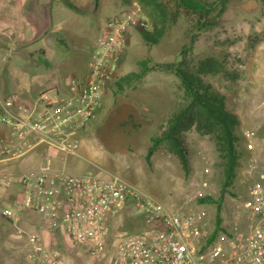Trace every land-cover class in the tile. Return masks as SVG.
<instances>
[{"label": "built area", "instance_id": "2783aa9c", "mask_svg": "<svg viewBox=\"0 0 264 264\" xmlns=\"http://www.w3.org/2000/svg\"><path fill=\"white\" fill-rule=\"evenodd\" d=\"M151 28L142 5L134 0L104 23L87 72L67 77L66 91H42L31 105L13 96L1 102L0 164L22 159L40 147L65 157L58 162L50 156L18 177H0V188L19 183L12 205L0 197V216L16 219L21 212L32 211L45 229L62 231L101 264H264V159L253 154V142L247 145L251 155L240 166L246 197L234 215L235 225L223 223L224 229L212 240L214 225L205 210L170 209L119 173L104 175L94 169L77 173L65 161L79 155L81 135L120 77L134 33ZM254 136L247 133L249 140ZM201 186L199 197L205 196L209 181ZM124 212L140 219L143 227L113 234L112 223ZM28 256L36 264H65L59 251L37 233L28 236Z\"/></svg>", "mask_w": 264, "mask_h": 264}, {"label": "rangeland", "instance_id": "374dc122", "mask_svg": "<svg viewBox=\"0 0 264 264\" xmlns=\"http://www.w3.org/2000/svg\"><path fill=\"white\" fill-rule=\"evenodd\" d=\"M89 1L77 0L79 4H86L81 12L63 1L59 2V7L51 9L52 13L49 12L52 15H49L50 22L66 21L71 19L70 14H74L86 22L89 29L85 46L74 47L80 49V54L76 59L78 62L72 60L67 69L68 77L80 76L83 74L81 71L88 68L90 44L96 39L99 26L101 29L108 18L126 11L134 0ZM165 1L175 12V23L159 44L149 45L143 41L140 33H134L120 77L111 85L97 116L81 135L79 155L68 156L65 161L77 173L93 169L104 175L109 171L119 173L139 184L170 209H203L214 225L216 205L198 202V192L202 190L201 184L205 180L209 181V187L204 189L205 195L218 197L220 192V160L212 138L195 129L183 134L189 150V172L182 168L165 143L155 150L151 163L147 161L148 148L152 138L161 132L165 120L183 103L181 79L168 65L179 63L186 52V63L192 68H197L199 61L208 57L217 58L227 67L228 73L206 75L205 81L226 96L228 109L239 116L237 133L240 147L245 153L242 164L251 155L247 147L251 142L254 144L253 154L260 160L264 159V0H228L221 22L214 28L200 32L193 42L190 29L198 15L176 10L173 0ZM39 27L40 23H36L35 32ZM7 60L6 70L0 67V84L4 82L7 92H12L19 80H27L29 74L35 76L40 67L39 57L14 53ZM143 60H147L150 66H157L137 85H125L120 89L117 81L130 72L139 71ZM13 72L21 77H12ZM49 87L44 89L50 90ZM249 132L255 133L253 139H248ZM38 150H33L31 154L37 157L40 154ZM47 150V156L54 157L58 162L65 157ZM74 161L76 164L72 165ZM241 173L242 168L239 167L233 188L235 194L226 196L221 212L222 223L230 227H234V215L246 197L244 184L240 182ZM16 186L14 184L10 188L15 193L19 191ZM14 197L12 195V200ZM26 214L40 219L32 211ZM112 224L113 234L118 231L137 232L143 227L140 219L126 212ZM55 233L60 245L51 247L45 244L57 249L65 264L68 260L70 264L84 263L69 252L93 259L84 245L73 244L62 231ZM109 248H114L112 241ZM96 262L101 264V260Z\"/></svg>", "mask_w": 264, "mask_h": 264}, {"label": "crops", "instance_id": "0c3cea01", "mask_svg": "<svg viewBox=\"0 0 264 264\" xmlns=\"http://www.w3.org/2000/svg\"><path fill=\"white\" fill-rule=\"evenodd\" d=\"M60 1L78 12L86 5L85 2L79 4L77 0H0V67L6 70L7 58H11L14 53L40 58V67L36 73L34 72L35 76L32 75V78L29 74V78L24 82L22 80L16 82L12 92H7L3 86L4 82L0 84V104L5 98L13 96L26 105H31L35 97L46 91L44 88L49 86L51 91H66V78L69 75L67 69L72 60L78 62L76 59L80 54V49L76 50L74 47L85 46L89 29L86 22H82L74 14L69 15L71 18L69 20L50 22L51 9L59 7ZM36 23H40V27L35 32ZM99 30L100 26L98 34ZM95 41L96 39L90 44V56ZM87 70L88 68H84L81 72L84 74ZM12 77L21 75L13 72ZM38 149L40 154L37 157L33 153L16 161L1 163L0 177H18L22 173L38 168L49 157L45 147ZM74 164L75 161L72 165ZM14 184H17L16 187L19 189V183L15 181L11 182L10 186L0 189V196L2 195L1 198L7 205L13 204L18 193L10 189ZM12 195H15L13 200ZM26 212H21L16 219L0 216V264H36L28 256V236L31 234H40L51 247L60 245L57 234L44 228L41 217L38 219L27 215ZM69 254L80 258L83 264H98L96 259H88L83 254L70 252ZM67 264H70L69 260Z\"/></svg>", "mask_w": 264, "mask_h": 264}, {"label": "trees", "instance_id": "16d2710c", "mask_svg": "<svg viewBox=\"0 0 264 264\" xmlns=\"http://www.w3.org/2000/svg\"><path fill=\"white\" fill-rule=\"evenodd\" d=\"M138 1L152 24L150 30H142L140 35L149 45L159 44L175 23V12L168 7L165 0ZM173 2L176 10L198 15L190 29L193 42L200 32L214 28L221 22L228 0H173ZM185 54L186 52L179 63L168 65L170 70L181 79L183 103H180L181 105L165 120L161 132L152 138L147 161L151 163L155 150L165 143L168 151L175 156L182 168L189 172V150L183 134L195 129L198 133L212 138L220 160V192L218 197L205 195L198 198L201 204L216 205L214 227L210 234L212 240L224 229L221 215L224 199L228 194H235L233 188L245 153L240 147V136L237 133V128L240 126L238 114L228 109L226 96L204 78L206 75L219 72L226 74L227 67L217 58L208 57L200 60L197 68H192L186 63ZM140 64L139 71L130 72L117 81L120 89L125 85H137L157 66H150L147 60L141 61Z\"/></svg>", "mask_w": 264, "mask_h": 264}]
</instances>
